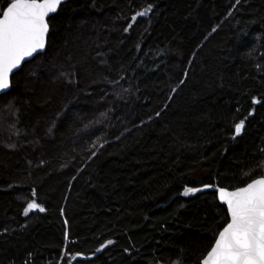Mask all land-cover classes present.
<instances>
[{"label": "trees", "instance_id": "trees-1", "mask_svg": "<svg viewBox=\"0 0 264 264\" xmlns=\"http://www.w3.org/2000/svg\"><path fill=\"white\" fill-rule=\"evenodd\" d=\"M49 24L0 97V264H201L229 214L184 192L264 177V0H69Z\"/></svg>", "mask_w": 264, "mask_h": 264}, {"label": "snow or ice", "instance_id": "snow-or-ice-1", "mask_svg": "<svg viewBox=\"0 0 264 264\" xmlns=\"http://www.w3.org/2000/svg\"><path fill=\"white\" fill-rule=\"evenodd\" d=\"M62 3L63 0H10L6 10L0 12V91L10 87L9 74L22 60L44 48L46 18ZM148 11L150 8L137 15H147ZM135 19L134 16L133 22ZM242 127L243 121L235 128L237 135ZM200 190L189 188L184 195ZM219 191L223 194L226 190ZM225 203L230 222L218 233L202 264H264V177L227 193ZM32 209L44 210L33 201L25 214Z\"/></svg>", "mask_w": 264, "mask_h": 264}, {"label": "water", "instance_id": "water-1", "mask_svg": "<svg viewBox=\"0 0 264 264\" xmlns=\"http://www.w3.org/2000/svg\"><path fill=\"white\" fill-rule=\"evenodd\" d=\"M69 0H63V3L59 6V8H58V10L55 12V13H52V14H50L47 18H46V22H47V24H48V31H47V33H46V36H45V46H44V48L42 49V50H38L36 53H34L31 57H26L24 60H22L21 62H20V64H19V66L17 67V68H15V69H13L12 71H11V73L9 74V80H10V87L7 89V90H5V91H0V97L3 95V94H5V93H7V92H9L10 90H11V88H12V80H13V76L18 72V71H20L22 68H23V66L27 63V62H29V61H31V60H33L35 57H37L38 55H40V54H44L45 52H46V50H47V47H48V38H49V34H50V24H49V19L52 17V16H54L55 14H57L58 12H59V10L61 9V7H62V5L63 4H65V3H67ZM6 10V9H5ZM143 11H145V10H143ZM143 11H139V12H143ZM139 12H137V13H139ZM137 13L134 15L135 17H136V19H135V22H133V20L130 22V24L129 25H131V27H127V32L136 24V22L138 21V19L139 18H141V17H147L148 15H149V13H147V15H144V16H138L137 15ZM133 16V17H134ZM255 103L256 104H258L259 102H257V101H255ZM240 124V123H239ZM244 128H245V121H243V127H242V130H241V132H240V134H236V132H235V134H236V136H239V135H241V134H243V132H244ZM259 178H262V177H258V178H255V179H259ZM250 183V182H249ZM247 185V184H246ZM245 185V186H246ZM206 186V185H205ZM205 186H202V187H198V188H196V189H201L200 191H198V192H201V191H205V190H209V189H213V190H216L217 191V198H218V201L220 202V204H223V205H225L226 206V208H227V204L225 203V201L227 200V193H230V192H233V191H235L236 189H238V188H235V189H229V188H219V187H215V186H213V185H208V186H210V187H205ZM245 186H242V187H245ZM242 187H239V188H242ZM220 189H225L226 191H225V193H223V194H221L220 193ZM198 192H194V194H196V193H198ZM221 195H223V197H224V199L222 200L221 199ZM41 207V206H40ZM41 208H43L44 210L43 211H39V209H32V210H30L29 211V213H31V212H40V213H45L46 212V209L44 208V207H41ZM227 210H228V208H227ZM228 214H229V212H228ZM230 222V214H229V221H228V223ZM227 223V224H228ZM227 224L224 226V227H226L227 226ZM223 227V228H224ZM223 228L221 229V231L223 230ZM220 231V232H221ZM218 238V237H217ZM206 257V256H205ZM205 257L203 258V260L205 259ZM203 260H202V262H203ZM202 262H201V264H202Z\"/></svg>", "mask_w": 264, "mask_h": 264}, {"label": "bare ground", "instance_id": "bare-ground-1", "mask_svg": "<svg viewBox=\"0 0 264 264\" xmlns=\"http://www.w3.org/2000/svg\"><path fill=\"white\" fill-rule=\"evenodd\" d=\"M63 256V255H62ZM64 256H66V255H64ZM80 258V257H79ZM74 260V259H73Z\"/></svg>", "mask_w": 264, "mask_h": 264}]
</instances>
